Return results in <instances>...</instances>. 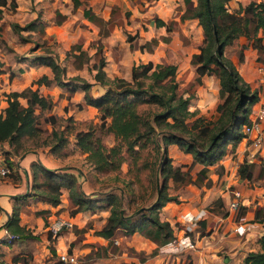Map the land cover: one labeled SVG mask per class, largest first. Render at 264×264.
Returning <instances> with one entry per match:
<instances>
[{
    "label": "trees",
    "instance_id": "1",
    "mask_svg": "<svg viewBox=\"0 0 264 264\" xmlns=\"http://www.w3.org/2000/svg\"><path fill=\"white\" fill-rule=\"evenodd\" d=\"M71 1L73 9L81 2ZM16 3V0H0V19L3 10L9 8L14 11ZM228 3L229 0H180L177 6H184L180 18H195L202 31L201 44L190 59L193 73L188 81L189 87L201 85L202 76L206 74H213L218 78V95L221 101L216 104L218 116L213 122L196 116L195 110L189 109L193 93L184 95V90L180 89L175 79V64L166 60L155 63L138 62L131 66L128 78L114 77L110 80L104 71L106 61L101 55L102 45H97L94 51L97 61L93 64V79L105 85L104 91L97 96L90 92L91 82L76 76L64 79L65 69L51 53L31 57V62L48 66L53 75L49 78L46 74H41L35 80L38 85L56 84L65 88L68 95L81 89L83 100L72 103L73 110L91 105L97 109L99 122L84 120L82 126L77 127V121L70 115L49 114L53 102L32 84L20 91L5 93L6 104L0 109V150L3 143L14 150L20 148L25 138H33L39 134L42 130L40 123L43 122L50 125L49 136L52 141L46 145L51 146L52 154L61 153L69 145L71 149L85 154V160L95 174L120 171L122 164H125V173L133 182L138 183L140 195L145 191V187L139 184L141 174L151 171L149 193L146 196H134L144 204L128 212L127 208L134 199L132 196H125L121 190L120 193L109 192L105 196H94L92 193L87 196L84 188L78 186L73 173L48 168L39 160L30 164V192L33 198L57 205L60 194L66 191L69 200L76 205L70 210V216L86 210H108L103 225L95 231L108 240L97 254H104L117 230L126 235L137 231L158 245L168 243L174 238V230L167 220L159 218V211L166 202L178 201L176 194L168 192V181L174 187L191 181L209 187L212 180L207 172L211 166L212 171L217 174V182L223 176L224 168L219 161L226 153L225 143L231 141L234 148L239 143L242 136L238 128L247 120L249 107L258 98V91L250 87L233 61L225 56V47L236 43L243 36L245 43L242 47L248 45L256 49L261 53L257 56L258 61L264 62V0H249L245 5L239 3L234 8H230ZM88 11V8L84 9L83 13L88 15ZM114 13L115 11L103 20V24L109 28L116 24ZM128 14L125 11L124 15ZM40 23L39 20H33L19 26L17 22L5 23L0 20V48L6 47L7 25L14 33H19L22 29L33 30ZM154 23L156 26L165 25L167 29L172 25L170 19L164 21L158 17H154ZM104 33H107V29H104ZM126 38L130 41L132 36L127 35ZM160 39L168 41L169 37L162 35ZM157 43L158 39L152 37L140 49L145 48L151 52ZM237 59L240 62L243 60L241 50L237 51ZM76 64L81 66L79 62ZM97 128L111 136L113 144H107L98 136ZM69 136L72 137L71 142ZM170 144H175L183 152L190 154L189 162L173 165L167 153ZM5 158L8 159L7 156ZM7 163L12 169V161L7 160ZM193 169L195 171L192 175ZM24 173L27 177V172ZM236 175L247 180L260 178L264 176V166L244 159L238 163ZM212 204L221 207L222 201L217 198ZM138 208L140 209L136 211ZM237 209L239 212L236 217L244 214L247 208L240 204ZM18 213L19 208L14 206L10 217L3 224L9 232L18 236L12 244L29 236L27 230L17 222ZM254 215L256 220L264 224L262 208L256 207ZM256 242L258 248L246 252L240 264H264V232ZM28 258H21L20 263L30 264Z\"/></svg>",
    "mask_w": 264,
    "mask_h": 264
},
{
    "label": "rangeland",
    "instance_id": "2",
    "mask_svg": "<svg viewBox=\"0 0 264 264\" xmlns=\"http://www.w3.org/2000/svg\"><path fill=\"white\" fill-rule=\"evenodd\" d=\"M147 1L151 0H81L78 4L79 6H77L78 8L76 7L73 9L71 0H17L16 8L18 9H15L14 11H11L9 8L8 10L4 9L0 20L5 21V23L17 22L19 26L33 20H41V23L33 30L22 29L19 33H14V31H12L7 25L5 38L6 47L0 48V67L4 69L0 68V70L6 72L11 71L13 79H9V82L11 81L10 84L6 79V74H0V109L3 106L5 93L10 91L12 88L20 89L24 83L23 81L22 83L20 79L23 78L25 73H20L21 70H18V66H20L21 69L22 66L27 67L26 64H29V59L33 55L49 52L55 56L61 66L64 67V79H73L76 76L86 81L90 80L93 82V73L95 72L93 64L97 61L94 51L97 45H102L101 55L104 56L106 54L105 51L108 50L107 56H113L114 60L117 58L115 61L117 65L109 64V66H107L108 72H105L106 77L110 80L113 79L112 77L114 76H123L128 78L129 71L126 70H128L131 60L126 58V51L128 49L131 51L133 48L138 47L139 42H143L142 40L148 36L145 35L144 37L142 34V37H140L138 35L141 30L142 32L144 29L145 32L148 30L145 24L148 23L150 17L153 18L156 15V13H153V10L148 9V5L146 3ZM246 2L247 1H245L244 5ZM122 3H124V7H122ZM88 5L89 14L85 15L82 11L87 9L86 7ZM177 6L173 8L172 15L166 19V21L169 19L172 21L171 28H166L165 34H163V36L169 37V40L164 41L160 39V37L157 38L158 43L155 47H153L152 51H156V54L159 56L154 57L153 62H160L163 60L170 63L173 62L177 66L175 79L178 82L180 89L184 90V95L193 93V97L190 99L189 109L195 110L196 116H202L205 120L213 122L218 116L216 104L221 101L218 95V78L213 74H206L208 77L205 82H202L199 86L192 85L189 87L190 84H188V81L191 78L190 76H192L190 74L193 73V66L190 63V59L198 51V46L201 44L200 35L202 37V33H198L195 29V27L198 26L197 23L192 26H190L192 24L191 22L187 23L189 30L187 33H183L181 28L177 26L179 23L174 25V21L172 19L173 17H178V19H180V25L184 23V19H181L179 16L183 11L184 6L180 5L179 8ZM136 7L138 9L137 11ZM113 11H115L113 17L116 24L112 28H109L108 25L103 24V20L110 17ZM125 11H128L129 13L127 16L124 15ZM107 13V17L104 18V15ZM61 14L64 15V18H62ZM94 28L98 30V37L92 35ZM104 29H107V33H104ZM127 35L132 36L130 41L126 38ZM106 37H109V47L108 45L105 47L102 43ZM244 43V37H239L236 43L225 47L224 54L233 61L241 77L246 82L252 80V83L250 84L251 87L260 92L261 85L258 83L255 85L253 82L257 81L256 79L259 78L257 77L258 74H260L259 68L262 67L261 72L264 70V62L258 61L257 59V56L261 53H258L256 49L248 45L242 47ZM158 44L160 45L159 47ZM238 50L242 51L243 60L241 62L237 59ZM77 62H79L81 66H77ZM24 69H22V71H24ZM38 74L39 73L33 74V77L28 80H31L30 82L33 87L38 85L35 81L40 76V74ZM18 77L20 79H18ZM14 80L16 81L13 82ZM18 80L20 81L18 82ZM94 84L104 87L98 82ZM45 87L46 95L53 102L49 114H53L55 116L58 114L62 116H69L67 114L70 112L69 108L73 109L72 103L79 98V94L75 93L68 95V93L64 91L65 88L56 84ZM41 89L44 91V87H41ZM43 91H41V93L45 94ZM90 92H92V89ZM71 114L73 115H71L72 118L77 121V127H81L84 120L99 122L98 112L96 108L92 106H84L77 112L72 113L71 111ZM40 126L42 130L37 136L33 138H25L21 147L18 149L14 150L10 148V146H7L9 150H13L12 152H7L11 156H13L12 154L21 156L23 152L35 150L38 157H43L40 158L44 160L45 165L51 166L58 171L69 170L73 174H76L78 176V186L84 188L87 196L91 193L95 194L94 196H105L109 192L120 193L121 190L125 196H132L134 199V202L127 208L128 212L132 211L133 208L138 207L140 204H144L138 197H134L139 196L141 190L137 185L138 183L136 184L133 182L125 173V164H122L120 171L95 174L91 166L87 164L85 154L78 150L71 149V146L69 145H66V148L63 149L61 153L52 154L50 152L51 146L46 145L52 141L51 136H49L50 125L49 123L44 124L41 122ZM96 134L107 144H113L114 141L112 137L100 128H97ZM69 138L71 142L72 137L69 136ZM3 145L4 144H2V150H0L2 154L5 153L3 152L5 149ZM236 146L234 148V146L231 145V141H227L225 143V152L227 154L225 158H228L229 165L235 163L237 168L239 163L237 161L239 160H237L236 157ZM242 149V145L241 147L240 145L237 147V152L242 158L241 161L244 159L247 160V158H245L246 150ZM167 153L171 158V163L173 165L186 164V161L191 158V155L183 152L181 148L175 144L168 145ZM5 154L8 155L7 153ZM14 159H16V161L18 160L17 157H14ZM247 161L249 163L255 162L258 165L264 166V156H261L259 152H256L253 157ZM229 169L231 168L228 167V175L230 173ZM12 171L10 170L9 175L6 177H15ZM194 171V169L191 171L192 175L194 174ZM207 173H211L210 169ZM150 180L151 171H145L141 174L139 184L145 187V191H143V194L140 196H146L151 190V184L148 183ZM195 184H198V182L191 181L189 183V187H185L186 185L174 187L172 182L169 180L168 192L170 194L181 192L182 196H193L196 194L198 189L200 190V188ZM191 185H195L198 189L196 188L197 190L195 191ZM234 189L240 191L242 198L245 196L242 199L244 202L254 200V202L251 201L252 203H250L251 210L254 214L255 208L258 206L262 208V211H264V200L261 198V196H264V176L247 180L240 178L238 175L236 176L234 172H232L228 178V186L224 189V191L228 190V194H231V191ZM218 192V189H207L203 192L202 196H206L208 198L210 196H216ZM60 196V203L57 207H55L56 210L50 214H41L42 209L40 206L43 203L38 200H28L20 205L19 219L23 224H25V226H28V228L34 232L36 237L34 236L30 242H32L31 244L33 248L35 247L34 249L32 248V250H34L39 256L43 253V248H48L51 244L52 241H49L50 239L57 240L55 237L53 238L50 236L46 229L48 220H50L53 215L70 216V210L76 206L69 200L66 191H62ZM260 199L263 200V203H259ZM206 209L211 210L208 207H206ZM238 212L239 211H237V213ZM107 213L106 209L79 212L78 214L72 216L73 225L70 228L61 229L59 235H61L60 243L63 245L62 249L75 254L77 264H129L128 262H124L123 260L109 254V252L115 254L118 249H123L127 251L128 254L132 252L127 243V241L132 240V236L123 235L120 231L118 234L114 235L113 239H110L111 244H109L105 249L104 254H97L100 252V248H96L98 245L93 241V237L94 235H97L95 231L100 228L99 226ZM209 217H212V215L209 214ZM254 219L255 218L251 221L253 222ZM208 223L210 230H220L219 221L215 222V220L209 219ZM229 233L232 234L231 230L227 229L226 234L229 235ZM114 238L119 242L114 243ZM212 242L213 240H205L202 243L198 242L196 243L197 247L194 242L193 248L196 247V249H202V246L206 247L212 245ZM111 246H113L112 249ZM237 247H239V245ZM237 247L233 250L237 249ZM251 247L252 243H249L248 246H244L243 250ZM228 250L229 249H217L218 256L221 257L223 253L232 254L233 250ZM155 251L156 250H154V252ZM47 255L49 256V253H47ZM201 255L203 256V253H201ZM41 259L42 264H51V261H47L48 259L46 256L44 257V255H42ZM33 264L39 263L36 261L33 262ZM225 264H228V261Z\"/></svg>",
    "mask_w": 264,
    "mask_h": 264
},
{
    "label": "crops",
    "instance_id": "3",
    "mask_svg": "<svg viewBox=\"0 0 264 264\" xmlns=\"http://www.w3.org/2000/svg\"><path fill=\"white\" fill-rule=\"evenodd\" d=\"M245 1L248 2L249 0H229L228 5L230 6V8H234L239 3L241 5H244ZM146 3L148 5V9H151L153 10V13H156L154 17H158L166 21V19L172 15L173 8L176 7L180 3V0H151V1H147ZM72 7H73V4H72ZM122 7H124V3H122ZM86 8H89V5ZM137 10L138 9L136 7V11ZM107 15L108 13L104 15V18H106ZM154 17L153 18L150 17L148 23L145 24L148 30L146 32H145V29L143 32L141 30V32L138 35L140 37H142V34L144 35V37L145 35H148V36H146L142 40L143 42H139L138 47L133 48L131 51H129V49L126 51V54H127L126 58H128V60H131L128 66V70L126 71L130 72L133 62L135 64L138 62H147V61L153 62L154 57L159 56L158 54H156V51L150 52V51H147L145 48L140 49V46L143 45L144 42L150 40L151 37L158 38L162 36L163 34H165L166 26L165 25L156 26L154 23ZM172 19L174 21V25L179 23L177 26L181 28L183 33H187L189 31L187 27V23L191 22L192 24L190 26L195 25L197 23V20L195 18H188V19H184L183 20L184 23L180 25V19H178V17L177 18L173 17ZM200 28L201 27L199 26V24L197 27H195L197 32L201 34L202 32ZM92 35L95 37H98V30L94 28V30L92 31ZM200 39H201L200 40V43H201L202 41L201 35H200ZM102 43L105 47H107V45L109 47L110 45L109 37L108 38L106 37L102 41ZM159 46L160 45L158 44V47ZM105 52H106L105 54L106 56L104 55V58H105L106 63L104 66V71L108 72L107 66H109V64L117 65V63L115 62L117 58L116 60H114L113 56H107L108 50H106ZM28 63L29 64H26L27 67L22 66V69L26 68L24 69V71H22L21 67L18 66V70H21L20 73H25L23 78L20 79L18 77V79H20L21 82L22 81L24 82V83L22 82L23 84L21 88L20 89L12 88L10 91H14V90L20 91L25 86L30 85L31 80L30 81L28 80L31 77H33V74H37V73H39L40 75L46 74L49 78L53 77L52 72L50 68H48V66L33 63L31 62V58L29 59ZM171 64H174V63L171 62ZM1 69H4V68H1ZM259 72L260 74H258L257 76L259 78L256 79L257 81L253 80L254 81L253 83H255V85L256 83L261 85V90L260 92H258V93H261V91L264 90V70L262 72L259 70ZM0 74L2 75L6 74V79L8 82L10 78L13 79L11 71L10 72L0 71ZM190 75H192V73ZM207 77H208L207 75H203L202 82H205ZM20 80H18V82ZM15 81L16 80H14L13 82ZM88 82L92 83L90 91L92 89L91 94L93 96H97L101 94L105 89V85H102L104 87H100L97 84H94L96 83L95 80H93V82L88 80ZM9 83L11 84V81ZM248 83L250 85L252 83V80L249 81ZM34 87H37L40 93L41 91H43L41 87H44L43 92L45 93L44 95H46V90H45L46 87L44 84H39ZM93 90H94V93H93ZM53 91H56V90H53ZM64 91L67 93L66 89ZM75 93L79 94V98H77V100L73 102L74 103L81 102L83 100V91L81 89H77L72 94H75ZM21 101L24 102V100H21ZM5 104L6 102L4 99L3 106H5ZM87 106H91V105H87ZM69 109H70V112L67 114L70 116L72 115L71 111L72 113L79 111V110H73L71 108ZM59 113H62V112H59ZM3 144H4L3 146L5 147L4 150L6 152L13 151V150H9V148L7 147L9 145L7 143H3ZM239 145L241 147L242 141H240L236 146V157H237V160H239L237 162H240L242 159L240 157V154H238L237 152V147ZM8 152H7L8 155H6L5 153L4 154L8 157L7 160L12 161L13 163L12 166L14 170L12 168L11 171L13 170L12 173L14 174L15 177H12V178L6 177L5 179L0 180V237H2L4 234L5 227L3 224L7 220V218L10 217V213L12 212V209L14 206H17L20 209V205L25 203L26 201L28 200L37 201L38 200L39 202L43 203L40 206L42 209L41 214L43 213L50 214L54 210H56L55 207H57L58 204L60 203L59 202L57 205H51L47 201H44L38 198H33V195L30 192L31 191L30 189L31 177L29 175V167L32 162L39 160L44 166L54 169L51 166L44 164L45 163L44 160L41 159L43 157L41 156L38 157L35 150L29 151V152H23L21 156H16V154H12L13 156H11ZM223 156H222L223 158L220 159L219 163L223 165L224 174L219 180V182H217L218 180L217 174H215L212 171L213 166H211L209 168L211 173L210 174L207 173V174L210 176L212 183L208 188L202 184L201 185L195 184L196 186L200 188L199 190L195 185H191L195 191L198 189L195 194L196 196L195 195L182 196L181 192H176L175 194H176L178 201H168L160 209L159 218L163 220H167L174 230V238L170 242L158 245L152 239L146 237L143 234H140L137 231H134L133 233H131L132 235L127 234L128 236H132V240L127 241L128 245L130 246V250L132 251L131 253L128 254L127 251L123 249H118L115 254L110 253V252L109 254H111L112 256L120 260H123L124 262H128L129 264H225L227 263V261H228V264H240L246 252H248L249 250H254L258 248V244L256 241L259 235L264 232V224L258 220L255 221L256 219H254L253 222L251 221L254 218V212L251 210L250 203L254 202V200L249 201L248 198H247L248 202H244V200H242L241 204L245 206L247 209L244 214L238 217H236L237 211H239L238 209L234 211L228 209L227 203L231 198V194H228V190L224 191V189L228 186L229 175H231L232 172H234V174L236 175V165L235 163L230 164V165L228 164L229 163L228 158H225L227 156L226 153ZM14 157H17L18 160L16 161ZM186 162L188 163L189 160ZM228 167L231 168L229 169L230 170L229 175H228ZM24 172H27V175H28L27 177L25 176ZM66 172H71V171L66 170ZM74 175L76 176V178L78 177L76 174ZM185 187H189V183L186 184ZM207 189H218L219 192L216 196H210L207 198L206 196H202L203 192ZM60 197L61 196H59V198ZM244 197L245 196H243V198ZM217 198H220L222 201L221 207H216L212 204V202L216 200ZM243 198L241 196V199ZM261 198L264 200V196H261ZM262 199H260L259 203H263ZM60 201H61V198H60ZM206 207H208L211 210H207ZM78 213L79 212H77L76 214ZM107 214L104 216V219L102 220L100 226L103 225ZM209 214H211L212 217H209ZM68 217H70L73 223L72 216H68ZM209 219L211 220L213 219L215 220V222L219 221L220 230H216V229L213 231L210 230L209 223H208ZM17 222L20 226L24 227L27 230V232L29 233V236L24 237L21 240L16 241L11 245H4L0 247V250H1L0 264H5L7 261H11V260L15 262H20L21 261L20 259L23 257H26V258L29 257L28 259H29L30 264H33V262H36V261H38L39 264H42V259H41L42 255H44V257L46 256L48 259L47 261L48 262L51 261V264H61L57 260V253L64 251L62 249L63 245L60 243L61 235H59V233L61 229L54 233V232H51L48 229V227H46L47 231L49 232V235L52 236L53 238L55 237L57 240L50 239L49 241H52L51 244L49 245L48 248L44 247L43 253L39 256L35 253L34 250H32L33 246L31 244L32 242H30V240L35 236V234L28 228V226H25V224H23L20 221L19 213H18ZM227 229H230L232 234L230 233L229 235L226 234ZM119 231L120 230H117L115 235L118 234ZM186 231H188L189 233L188 232L185 233ZM120 233L123 234L122 231H120ZM183 234H187L189 238L195 242V244L198 242L202 243L205 240H213V242H212V245H209L206 247L202 246V249H196L197 244H196V247L194 248L183 247L182 249H177L173 245H175V240L180 239V237H182ZM123 235H126V234H123ZM94 237H93V241L96 242V244L99 246V247L96 246V248H100L101 246H105L107 244L108 240L105 239L104 237L100 235H94ZM114 240H115L114 243L119 242L115 238ZM249 243H252V247L243 250L244 246H248ZM238 245L239 247H237ZM235 247H237V249L233 250ZM217 249H223V250L232 249L233 251H232V254L223 253L221 257H219ZM154 250L156 251L154 252ZM47 253H49V256L47 255ZM201 253H203V256L201 255Z\"/></svg>",
    "mask_w": 264,
    "mask_h": 264
},
{
    "label": "built area",
    "instance_id": "4",
    "mask_svg": "<svg viewBox=\"0 0 264 264\" xmlns=\"http://www.w3.org/2000/svg\"><path fill=\"white\" fill-rule=\"evenodd\" d=\"M261 69L262 67L259 68L260 71ZM238 130L242 136V150H246L245 158L250 160L256 152L264 156V90L258 93L257 101L250 106L247 120L241 124ZM10 170L5 155L0 152V179L5 178L10 173ZM241 203L240 191L237 189L232 190L231 198L227 203L228 209L234 211ZM72 225L73 223L68 216L59 215L53 216L48 220L47 227L51 232L55 233L62 228H70ZM15 239H18V236L5 228L3 236L0 237V247L11 245ZM173 246L177 249H182L183 247L193 248L194 241H192L187 234H183L180 239L175 240V245ZM57 260L61 264H77L76 255L66 250L57 253ZM5 264L21 263L11 260L7 261Z\"/></svg>",
    "mask_w": 264,
    "mask_h": 264
},
{
    "label": "water",
    "instance_id": "5",
    "mask_svg": "<svg viewBox=\"0 0 264 264\" xmlns=\"http://www.w3.org/2000/svg\"><path fill=\"white\" fill-rule=\"evenodd\" d=\"M140 208H138L136 211H138Z\"/></svg>",
    "mask_w": 264,
    "mask_h": 264
}]
</instances>
